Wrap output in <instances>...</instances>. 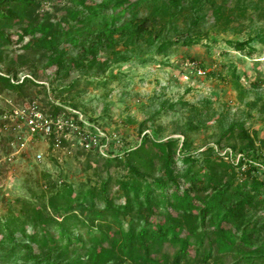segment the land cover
<instances>
[{"label": "trees", "instance_id": "obj_1", "mask_svg": "<svg viewBox=\"0 0 264 264\" xmlns=\"http://www.w3.org/2000/svg\"><path fill=\"white\" fill-rule=\"evenodd\" d=\"M56 1L66 4L59 18L38 14L39 0H0V62L4 49L20 45L25 52L39 55L43 69L52 71V82L63 81L70 66L83 67L81 58L67 62L66 48L81 50L90 66L104 68L109 58L100 59L98 53L118 56L114 48L120 41L126 47L157 44L158 54L172 46L200 44L190 34L206 15L207 6L213 22L227 23L232 18L224 11L225 0L218 4L216 0ZM142 8L147 11L144 17ZM181 18L186 21L183 33L177 26ZM179 31L181 36L174 40L165 35ZM257 40L263 44L264 35ZM251 42L226 43L235 52L251 56L256 52ZM11 80L0 75V85L8 91L20 93L27 85H40L28 78L20 83ZM40 96L52 116L67 113L62 104L52 103L57 99L45 87L34 98ZM235 127L223 138L232 136ZM238 129L246 146L205 160L206 168L195 166L191 156H179L185 137L179 145L175 138L160 141L143 134L137 145L121 154L110 150L107 158L96 148H78L102 166L106 176L100 187L76 193L72 185L63 184L42 209L28 217L12 214L0 220V264H218L209 263L214 255L264 264V154L255 152L250 136ZM117 142L112 139L109 145L117 149ZM236 153L241 155L237 163ZM114 167L125 171L118 182L125 198L122 204H115L109 192ZM98 202L102 210L96 208Z\"/></svg>", "mask_w": 264, "mask_h": 264}, {"label": "rangeland", "instance_id": "obj_2", "mask_svg": "<svg viewBox=\"0 0 264 264\" xmlns=\"http://www.w3.org/2000/svg\"><path fill=\"white\" fill-rule=\"evenodd\" d=\"M39 1L40 15L59 18L66 7L56 0ZM224 4L225 13L232 18L227 23L213 22L207 6L203 11L206 15L190 34L191 38L200 39V44L190 47L172 46L158 54L157 44L140 42L126 47L120 41L114 48L118 56L110 51L98 53L100 59L109 58L101 67L103 71L98 67L101 64L90 66L88 56L80 55L81 50L66 48L67 62L81 58L83 67L70 66L69 76L63 81L52 82V71L43 69L38 54L25 52L20 45L4 49L0 75L12 80L27 77L40 85H27L20 93L0 85V220L12 214L28 217L42 209L58 191L56 187L63 184L72 185L76 193L84 192L98 189L106 176L102 166L96 165L95 156L78 151L77 141L56 150L46 141L32 137L25 126L14 132L7 114L40 95L42 87L49 89L58 104L81 115L87 127L94 130L103 158L109 156L110 150L121 154L123 149L134 147L143 134L160 141L175 138L179 145L185 137L187 143L179 156H191L195 166L206 168L205 160L212 161L217 154L225 156L231 149L246 146L238 128L250 136L255 152L264 154V43L257 40V36L264 35V0H225ZM146 12L142 8L140 16H146ZM185 22L181 18L177 23L182 33L186 31ZM180 31L165 35L174 40L181 36ZM246 40H252L256 50L251 56L235 52L226 43ZM70 85V91H62ZM40 100L42 105L43 98ZM3 124L10 129L4 130ZM232 125L236 126L232 136L224 139ZM14 133L23 138L25 145L8 160L16 153L11 146ZM111 137L118 140L117 149L109 145ZM37 154L41 155L39 161ZM180 166L177 160L176 167ZM216 171L221 172L218 168ZM124 175L122 168H111L109 192L115 204L124 203L125 198L118 191V182ZM237 178L241 179L240 173ZM96 208L102 210V202ZM213 261L244 264L237 263L232 255H214L209 263Z\"/></svg>", "mask_w": 264, "mask_h": 264}, {"label": "built area", "instance_id": "obj_3", "mask_svg": "<svg viewBox=\"0 0 264 264\" xmlns=\"http://www.w3.org/2000/svg\"><path fill=\"white\" fill-rule=\"evenodd\" d=\"M24 78L25 77H21L15 83L22 82ZM45 88L49 94V89L47 87ZM40 103V98H34L28 101L24 106L12 108L9 114H7L6 119L11 122L14 132L16 128L25 126L29 129L32 137L38 140H44L49 143V145H51L50 143L52 142L53 149L62 150L61 143L69 144L70 141L71 143H73L72 141H77L80 148L86 151L96 148L102 155L104 154L98 137L95 138L96 134L94 130L87 127L86 122L82 120L81 115L76 111L66 108L67 113L52 116ZM52 103L54 105H59L58 102L53 101ZM8 126V124H3L4 130L10 129ZM13 138L15 142H13L14 144L12 143L13 145L11 146L16 153L14 152V155L11 154L12 156L8 157V160H12V157L19 154V152L24 149L25 145L23 138L18 136V134L14 133ZM240 156V154L235 156L236 163ZM40 159L41 155L37 154L36 160L39 161ZM261 169L264 171V167Z\"/></svg>", "mask_w": 264, "mask_h": 264}]
</instances>
